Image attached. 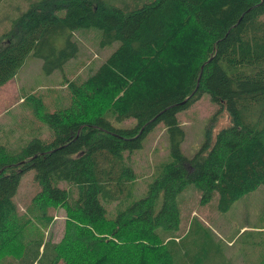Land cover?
Here are the masks:
<instances>
[{
    "label": "trees",
    "instance_id": "obj_1",
    "mask_svg": "<svg viewBox=\"0 0 264 264\" xmlns=\"http://www.w3.org/2000/svg\"><path fill=\"white\" fill-rule=\"evenodd\" d=\"M122 4L37 0L0 36V87L30 54L43 61L46 75L61 70L77 55L75 31L97 30L102 47L117 44L87 78L67 83L69 102L45 111L46 137L33 134L15 153L0 145V264H200L202 249L193 254L170 236L181 228L178 198L186 188H196L200 205L215 200L225 213L264 187V0ZM202 95L229 122L188 159L178 117ZM30 96L22 102L32 108ZM38 109L41 101L35 117ZM159 124L168 134L169 158L139 193L130 156ZM29 174L36 195L48 202L37 204L35 195L21 212L16 198ZM37 205L43 207L38 220L49 222L48 213L62 206L91 231L106 227L109 239L92 233L91 249L78 247L80 262L72 245L65 256L59 246L24 234ZM107 206L114 208L110 218ZM207 242L212 237L200 240Z\"/></svg>",
    "mask_w": 264,
    "mask_h": 264
},
{
    "label": "rangeland",
    "instance_id": "obj_2",
    "mask_svg": "<svg viewBox=\"0 0 264 264\" xmlns=\"http://www.w3.org/2000/svg\"><path fill=\"white\" fill-rule=\"evenodd\" d=\"M34 1L37 0H0V36L12 28L18 15ZM101 1L119 7L123 2H128V0ZM73 38L78 44L77 55L61 70L46 75L43 71V61L34 54H30L16 76L0 87V145L4 146L7 151L15 153L33 134L41 133L46 137L48 127L42 123L41 117L45 111L52 112L57 108L56 106L60 104L64 106L69 102L67 83L83 81L117 47L115 43L111 47H102L100 45L101 33L97 30H78L73 33ZM61 43L62 41H59L58 45L60 46ZM27 95L33 97L31 98L33 102L30 100L32 108L30 105H23L22 101ZM37 100L41 101L43 109H38L37 115L35 114L37 117H35L33 109L40 102ZM101 101L98 99V103ZM216 114H218L216 108L211 104L207 95H202L187 110L179 114L178 120L185 132L181 151L188 159L196 154L206 136L213 140L215 133L228 124L229 119L226 113L218 114L214 120L213 117ZM122 125L127 126V123ZM168 158V134L163 124H159L144 138L142 148L130 156L139 193L146 192L149 183L156 176L157 169ZM31 174L23 179L18 190L16 200L21 212L37 194L35 193L37 187L33 184ZM70 190L74 192L73 188ZM35 197H37V204L48 202L44 196L36 195ZM199 197V192L190 185L178 198L182 212V224L178 232L170 234L173 240L178 238V241L174 240L175 243H183L184 247L190 249L189 252H194L193 254L202 249L200 264H224L225 260H229L232 264H260L264 259V187H259L256 191L243 196L225 213H219L216 210L215 200L207 205H200ZM38 208L43 207L34 206V217L30 219L31 224L24 234L31 233L32 237H41L45 242L59 246L61 253L65 256H70L66 250L71 245L74 247L72 251L75 255L79 251L78 247L82 250L84 247L91 249L90 241L95 237L92 233L103 241L109 239L106 227L91 226L93 228L91 231L90 226L77 214L67 212L62 206H55L54 210L48 213V216L52 217L49 222H44V219L38 220L41 218ZM107 211L109 218L113 216V207L107 206ZM193 219L197 220L192 222L191 231L186 236L188 223ZM80 229H83L86 234L81 236ZM184 235L185 238H183ZM87 236L89 240L80 238ZM210 237H212V244L200 243L201 239ZM98 245L101 248H107L103 243ZM131 250V246H126V251ZM76 256L80 262L83 254ZM72 264H75L73 259Z\"/></svg>",
    "mask_w": 264,
    "mask_h": 264
}]
</instances>
